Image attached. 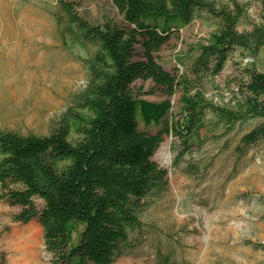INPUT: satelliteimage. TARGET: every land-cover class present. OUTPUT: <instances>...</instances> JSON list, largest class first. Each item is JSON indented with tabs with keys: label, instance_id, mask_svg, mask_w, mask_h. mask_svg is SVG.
<instances>
[{
	"label": "trees",
	"instance_id": "1",
	"mask_svg": "<svg viewBox=\"0 0 264 264\" xmlns=\"http://www.w3.org/2000/svg\"><path fill=\"white\" fill-rule=\"evenodd\" d=\"M111 1L121 22L94 26L77 16L76 3L58 0L72 41L96 48L76 104L47 135L0 128V199L20 208L13 222L38 221L51 264H113L140 243L145 212L168 189L167 170L152 159L165 134L177 137L182 156L202 145L200 133L211 115L227 132L257 122L240 138L237 153L264 142V72L246 66L228 105L205 96L206 84L223 72L231 54L264 47V17L250 21L239 0ZM200 15L215 21V31L193 48L182 75L165 71L154 54L174 30ZM245 20L250 29L240 30ZM138 81L152 82L168 97L179 90V118L168 119L169 99H142ZM139 124L161 129L150 134ZM70 223L84 225L75 245Z\"/></svg>",
	"mask_w": 264,
	"mask_h": 264
},
{
	"label": "rangeland",
	"instance_id": "2",
	"mask_svg": "<svg viewBox=\"0 0 264 264\" xmlns=\"http://www.w3.org/2000/svg\"><path fill=\"white\" fill-rule=\"evenodd\" d=\"M68 1L91 25L122 20L111 0ZM239 2L247 4L250 21L264 17V0ZM249 20L240 30L250 29ZM66 23L58 0H0V128L47 135L86 89L96 48L72 41ZM215 29V21L200 15L174 30L155 60L165 71L182 75L195 56L193 48ZM135 51L141 58L139 46ZM246 66L264 72V47L256 54H231L223 72L206 84L205 96L228 105ZM136 87L144 100L169 99L168 119L179 118V90L168 97L150 81H138ZM206 122L202 145L197 142L182 156L177 137L164 135L152 159L168 172L167 192L145 212L140 243L113 264H264V142L236 152L242 135L257 122L230 132L211 115ZM139 129L155 134L161 125L139 124ZM36 204L42 206L39 200ZM19 211L0 199V264H51L40 224L13 222ZM69 229L75 245L84 225L70 223Z\"/></svg>",
	"mask_w": 264,
	"mask_h": 264
}]
</instances>
